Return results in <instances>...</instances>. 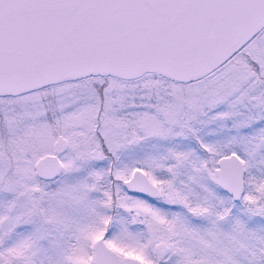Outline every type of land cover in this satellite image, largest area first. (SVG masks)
Instances as JSON below:
<instances>
[{
  "label": "snow or ice",
  "instance_id": "snow-or-ice-1",
  "mask_svg": "<svg viewBox=\"0 0 264 264\" xmlns=\"http://www.w3.org/2000/svg\"><path fill=\"white\" fill-rule=\"evenodd\" d=\"M0 264H264V0H0Z\"/></svg>",
  "mask_w": 264,
  "mask_h": 264
}]
</instances>
